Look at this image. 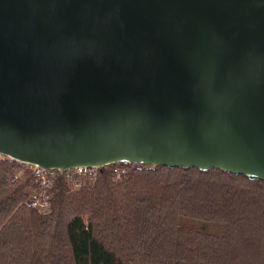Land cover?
<instances>
[{
  "label": "water",
  "instance_id": "1",
  "mask_svg": "<svg viewBox=\"0 0 264 264\" xmlns=\"http://www.w3.org/2000/svg\"><path fill=\"white\" fill-rule=\"evenodd\" d=\"M0 155L264 181V0H0Z\"/></svg>",
  "mask_w": 264,
  "mask_h": 264
},
{
  "label": "trees",
  "instance_id": "2",
  "mask_svg": "<svg viewBox=\"0 0 264 264\" xmlns=\"http://www.w3.org/2000/svg\"><path fill=\"white\" fill-rule=\"evenodd\" d=\"M36 185L0 156V264H264L262 180L117 162L76 189L58 177L44 210Z\"/></svg>",
  "mask_w": 264,
  "mask_h": 264
},
{
  "label": "built area",
  "instance_id": "3",
  "mask_svg": "<svg viewBox=\"0 0 264 264\" xmlns=\"http://www.w3.org/2000/svg\"><path fill=\"white\" fill-rule=\"evenodd\" d=\"M29 166L37 178V185L31 192L29 205L38 210H44L48 207L51 200V189L58 177H62L73 189H76L87 182L94 181L99 170L97 167L78 166L65 171H59L57 169H43L33 165ZM124 172L123 166L113 167L115 176H121Z\"/></svg>",
  "mask_w": 264,
  "mask_h": 264
},
{
  "label": "rangeland",
  "instance_id": "4",
  "mask_svg": "<svg viewBox=\"0 0 264 264\" xmlns=\"http://www.w3.org/2000/svg\"><path fill=\"white\" fill-rule=\"evenodd\" d=\"M1 156V155H0Z\"/></svg>",
  "mask_w": 264,
  "mask_h": 264
}]
</instances>
